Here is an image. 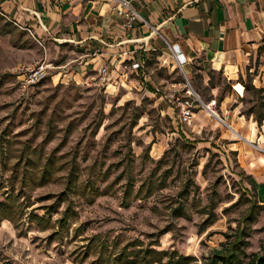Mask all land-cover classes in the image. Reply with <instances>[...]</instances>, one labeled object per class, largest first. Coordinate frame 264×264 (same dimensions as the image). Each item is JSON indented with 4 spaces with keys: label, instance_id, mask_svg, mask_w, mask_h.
Here are the masks:
<instances>
[{
    "label": "rangeland",
    "instance_id": "374dc122",
    "mask_svg": "<svg viewBox=\"0 0 264 264\" xmlns=\"http://www.w3.org/2000/svg\"><path fill=\"white\" fill-rule=\"evenodd\" d=\"M22 32L0 16V264H205L239 230L248 255L264 249V206L207 108L230 92L263 112L250 76L199 59L187 73L167 43L105 78L73 76ZM39 62L48 73L22 88L19 67ZM175 89L206 118L182 123Z\"/></svg>",
    "mask_w": 264,
    "mask_h": 264
},
{
    "label": "crops",
    "instance_id": "0c3cea01",
    "mask_svg": "<svg viewBox=\"0 0 264 264\" xmlns=\"http://www.w3.org/2000/svg\"><path fill=\"white\" fill-rule=\"evenodd\" d=\"M120 1L0 0V16L21 29L30 44L42 46L34 45L39 56L44 52L53 64L59 60L60 73L86 76L106 66L115 74L168 42L187 73L199 59L230 80L250 76L249 84L264 88V0H129L144 19L132 29ZM234 86L238 91L242 84ZM236 102L229 92L219 110L208 107L231 129L219 138L231 142L264 206V152L250 145L264 150V120L261 126L253 116L249 120ZM195 114L206 118L203 109Z\"/></svg>",
    "mask_w": 264,
    "mask_h": 264
},
{
    "label": "built area",
    "instance_id": "2783aa9c",
    "mask_svg": "<svg viewBox=\"0 0 264 264\" xmlns=\"http://www.w3.org/2000/svg\"><path fill=\"white\" fill-rule=\"evenodd\" d=\"M121 5L124 9V15L126 18V27L128 29H132L135 27V24L138 20H144L141 14L134 8L131 1L129 0H121ZM168 46L172 49L171 45L167 42ZM173 50V49H172ZM20 72V80L19 83L21 84L22 88H29L37 84L45 75L48 73V65L39 62L31 66H22L19 67ZM100 75L102 78L108 74V67L104 66L99 70ZM179 90H173L170 93L169 97L178 103L180 108V120L182 123H190L193 117L194 111V103L191 102L186 96L179 95ZM186 93H190L189 90ZM209 105H216V101L212 100Z\"/></svg>",
    "mask_w": 264,
    "mask_h": 264
},
{
    "label": "trees",
    "instance_id": "16d2710c",
    "mask_svg": "<svg viewBox=\"0 0 264 264\" xmlns=\"http://www.w3.org/2000/svg\"><path fill=\"white\" fill-rule=\"evenodd\" d=\"M245 86L247 92H254L260 99H264V88H257L251 84H246ZM262 106L264 107V103ZM244 113L247 115L254 114V119L258 125L261 126L263 124L264 111L257 114L251 108ZM245 235L244 230H239L233 236L227 234L226 240L221 244V248L213 249L211 255L205 258V264H264V249L261 252H255L250 255L245 251L244 247L249 243ZM241 255H244V257Z\"/></svg>",
    "mask_w": 264,
    "mask_h": 264
},
{
    "label": "bare ground",
    "instance_id": "6f19581e",
    "mask_svg": "<svg viewBox=\"0 0 264 264\" xmlns=\"http://www.w3.org/2000/svg\"><path fill=\"white\" fill-rule=\"evenodd\" d=\"M207 108L209 109V111H210L211 113L213 112L212 109H211L210 107H208V105H207ZM214 115L218 117V115H217L216 113H214Z\"/></svg>",
    "mask_w": 264,
    "mask_h": 264
},
{
    "label": "water",
    "instance_id": "95a60500",
    "mask_svg": "<svg viewBox=\"0 0 264 264\" xmlns=\"http://www.w3.org/2000/svg\"><path fill=\"white\" fill-rule=\"evenodd\" d=\"M217 118H219L222 122H225L223 119H221L219 116L217 117Z\"/></svg>",
    "mask_w": 264,
    "mask_h": 264
}]
</instances>
